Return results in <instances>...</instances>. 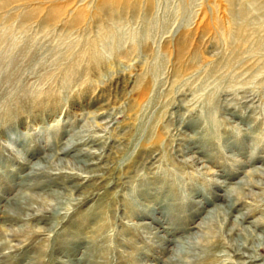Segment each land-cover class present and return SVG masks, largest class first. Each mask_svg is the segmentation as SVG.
Instances as JSON below:
<instances>
[{
	"label": "rangeland",
	"instance_id": "1",
	"mask_svg": "<svg viewBox=\"0 0 264 264\" xmlns=\"http://www.w3.org/2000/svg\"><path fill=\"white\" fill-rule=\"evenodd\" d=\"M237 1L0 0V264H244L264 9Z\"/></svg>",
	"mask_w": 264,
	"mask_h": 264
},
{
	"label": "bare ground",
	"instance_id": "2",
	"mask_svg": "<svg viewBox=\"0 0 264 264\" xmlns=\"http://www.w3.org/2000/svg\"><path fill=\"white\" fill-rule=\"evenodd\" d=\"M230 1H231V4L234 5V6L237 5V3H238L237 0H230ZM246 2L248 4L239 5L240 8L234 13L236 19H238L237 16H244V18H245L246 17L245 14H250L251 15V11L249 10V8H251V5L256 3V2L257 3L260 2L259 8L261 10L264 9V0H246ZM35 165L36 166H34V168L38 170V167H39L38 163H35ZM45 168H47V166ZM235 183L239 184L240 188L241 187L248 188V186H252V187H260L261 186L259 184V182H257V181H251V182L247 183V182H243L242 180H239V181H237ZM260 203H264V201H260ZM232 206H233V204L230 205V208ZM245 215H246L245 212L244 213L243 212L239 213L237 219H239L241 221V220L244 219V217H246ZM250 225L253 226V228L257 227V224H253V222H252V224L250 223ZM250 225L248 226L250 231L248 232L247 238H248L249 241H255V244H249V245H245L244 244V245H242V250H246L247 253L243 254L241 252V253H238V254L246 257V261L244 262V264H254V262L255 263L258 262L257 264H264V254H263L264 253V230L262 231L259 228L260 232L256 233L255 230L250 227ZM246 241H247V239H246ZM256 251H259L258 255H261L260 258L259 257H255V255L253 254V252H256Z\"/></svg>",
	"mask_w": 264,
	"mask_h": 264
}]
</instances>
